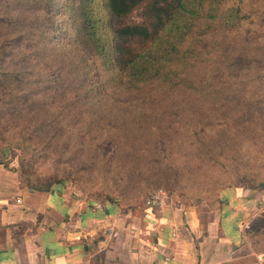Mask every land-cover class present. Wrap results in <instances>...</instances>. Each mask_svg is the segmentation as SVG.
I'll list each match as a JSON object with an SVG mask.
<instances>
[{
    "label": "rangeland",
    "instance_id": "rangeland-1",
    "mask_svg": "<svg viewBox=\"0 0 264 264\" xmlns=\"http://www.w3.org/2000/svg\"><path fill=\"white\" fill-rule=\"evenodd\" d=\"M21 4L23 7L10 0L9 15L0 10V26H12L1 16L7 15L12 21L17 15L13 14L16 7L25 13L24 6L29 13H23L21 26H41L38 20H44L47 14L27 8L31 1ZM57 6L54 18L63 36L72 17ZM239 6L240 13H249L253 22L244 17L240 26L231 27L222 19L208 20L207 87L188 94L197 100L188 108L193 117L190 123L176 129L174 145L165 147L157 138L144 147L142 154H134L140 161H136L140 166L137 170L142 173L133 180L125 176L131 165H118L122 153L115 149L114 134L107 128L110 123L99 119L105 110L99 113L87 106L73 116L63 111L65 105L61 103L47 104L48 109L37 104L26 109L24 103L16 102L15 96L19 95L12 84L4 97L1 91L5 89L0 86V145L14 157L23 180L34 188L47 187L50 180L48 187L72 184L94 200H115L126 205L139 203L158 188L194 200L215 201L228 187H264V0H241ZM99 16V26H110L106 9H101ZM139 16L140 10L136 9L127 20L139 21ZM60 36L44 44L59 57L65 53V40ZM27 47L31 51L32 42ZM35 47L38 52L43 48L39 44ZM244 47L250 51L251 59L240 57L239 50ZM34 48L32 64H36ZM215 56L220 64L212 63ZM2 62L0 70L8 69L7 61ZM245 62L247 70L241 69ZM111 106L108 110L127 107L119 101H113ZM8 107L17 112L5 113Z\"/></svg>",
    "mask_w": 264,
    "mask_h": 264
},
{
    "label": "trees",
    "instance_id": "trees-1",
    "mask_svg": "<svg viewBox=\"0 0 264 264\" xmlns=\"http://www.w3.org/2000/svg\"><path fill=\"white\" fill-rule=\"evenodd\" d=\"M16 1L23 7L25 0ZM27 1H31L27 8L47 14L38 20L41 26H21L24 12L17 7L11 21L7 16L12 11L10 0H0V10L7 14L2 20L12 23L0 26V63L5 60L8 67L0 70L2 97L12 84L19 95L16 102L24 103L26 109L61 103L63 111L73 116L87 106L105 110L99 119L110 123L107 128L114 134L115 149L122 153L118 165H131L125 174L128 180L142 173L137 170L140 161L135 153L142 154L157 138L165 147L174 145L176 129L190 123L193 114L188 108L197 100L188 94L207 87L208 20L222 19L231 27L240 26L244 17L253 22L249 13H240L241 0ZM57 5L72 17L63 36L54 18ZM101 9H106L110 26H99ZM136 9L140 10L139 21L127 20ZM24 11L29 13L25 6ZM59 36L65 40L61 57L44 47ZM24 40L25 46L20 45ZM37 44L43 47L41 52ZM33 48L36 64L31 61ZM239 52L243 60L251 59L248 48ZM16 55L18 59H13ZM212 63L220 64L217 56ZM247 68L245 62L241 69ZM113 101L127 107L108 110ZM10 108L4 112H17ZM49 184L37 188L49 189Z\"/></svg>",
    "mask_w": 264,
    "mask_h": 264
},
{
    "label": "crops",
    "instance_id": "crops-1",
    "mask_svg": "<svg viewBox=\"0 0 264 264\" xmlns=\"http://www.w3.org/2000/svg\"><path fill=\"white\" fill-rule=\"evenodd\" d=\"M219 200H94L30 186L0 145V264H264V187Z\"/></svg>",
    "mask_w": 264,
    "mask_h": 264
},
{
    "label": "built area",
    "instance_id": "built-area-1",
    "mask_svg": "<svg viewBox=\"0 0 264 264\" xmlns=\"http://www.w3.org/2000/svg\"><path fill=\"white\" fill-rule=\"evenodd\" d=\"M170 190L158 188L147 195L146 201L148 203H162L169 196Z\"/></svg>",
    "mask_w": 264,
    "mask_h": 264
}]
</instances>
